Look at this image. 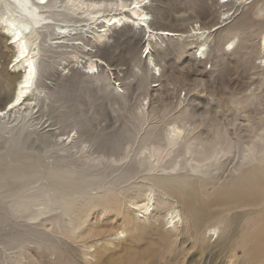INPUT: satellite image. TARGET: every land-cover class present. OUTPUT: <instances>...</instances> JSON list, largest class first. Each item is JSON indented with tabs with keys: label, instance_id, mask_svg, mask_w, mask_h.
I'll use <instances>...</instances> for the list:
<instances>
[{
	"label": "bare ground",
	"instance_id": "bare-ground-1",
	"mask_svg": "<svg viewBox=\"0 0 264 264\" xmlns=\"http://www.w3.org/2000/svg\"><path fill=\"white\" fill-rule=\"evenodd\" d=\"M190 1L188 20L171 19L153 0H0V129L35 116L42 101H61L67 86L46 79L51 55L66 43L96 68L97 77L73 78L120 102L133 126L93 133L79 112L64 113L57 128L39 121L54 181L11 201L23 231L15 238L42 237L15 254L17 264H184L200 256L232 264L237 251L264 264V0ZM119 47L137 69L127 83L109 67ZM229 66L236 77H225ZM180 73L194 78L182 98L162 86ZM109 76L121 94L108 91ZM221 85L223 98L203 88ZM133 88L141 99H128ZM228 110L235 119H225ZM89 141L100 156L77 162L70 152Z\"/></svg>",
	"mask_w": 264,
	"mask_h": 264
},
{
	"label": "rangeland",
	"instance_id": "rangeland-1",
	"mask_svg": "<svg viewBox=\"0 0 264 264\" xmlns=\"http://www.w3.org/2000/svg\"><path fill=\"white\" fill-rule=\"evenodd\" d=\"M150 1H152V0H150ZM153 1H154L153 2L154 4L152 2L151 3L154 6L161 8L163 10L164 14L169 16L171 19L184 18V19L189 20V18L191 17V14H193V11L191 10V5H190L193 2L190 0H153ZM218 1H220L222 4L225 3L224 0H218ZM231 1H233V4H234L235 0H230L229 2H227L229 4H226V5H230ZM251 1H253V0H246V3L251 2ZM146 2H148V0H146ZM242 2H244V0H242ZM149 6H150V4H149ZM228 9H230V7H225V8L219 9L218 16L223 18L222 14H224V12ZM231 11H233V10L231 9ZM152 17H153L152 14H150L149 19H151ZM151 20H152V23H154L153 18ZM174 25H175L174 22H171L168 24L162 23V25H160V27H162V28H173ZM156 26H159V25H156ZM102 41L104 42L105 39L101 40L98 44H102ZM230 42H232V41H230ZM230 42H229V44L227 43L226 45H223V47H222L223 49L226 50L227 54L231 53L232 48H230V47L236 46V41H233L232 45L230 44ZM66 45H64V47H62L60 49L55 50L56 53L51 55V59H50L51 70H50V73L48 75L49 80L46 79V81L51 82L52 84L54 83L55 85H61L63 87L67 86V87H65V88H67L66 91H64V93L62 92L63 96H62L61 101L60 100H56V101L55 100H52V101L48 100V101H46V103H45V101L44 102L42 101L43 103L41 102L40 107H39V111L35 114L36 117L35 116H33L31 118L27 117V119H24V120H22L21 117H19L18 121L2 125V127L0 129V181H1L0 182V212H1L0 213V215H1V217H0V264H17L18 252H24V251H26V248L33 247V244L40 241V239L42 238L39 235H34L33 237L27 236V239L25 240V234H24L23 240H18L17 238H15L16 234L18 233L17 235H19L20 231H22L21 230L22 224L19 223L20 219L16 218V216H14L10 211V206L12 205L11 201H13L12 200L13 198L14 199L17 198L18 193H21L23 190L29 191L31 193L32 192L31 190H33L32 189L33 186H34V188H39L41 184H46L47 187H49L50 183H52L54 181L53 177L48 178V175H47V170L49 169V166H48L49 162H46L48 160L46 159L47 155L45 154L47 150L44 149L41 140L38 141V136H41V134H37L35 132V131H37V132L40 131L39 129L34 128V127H37V124H40L39 121H42V120L46 121L47 119H49L51 124L54 126L53 128H57L58 127L57 125L60 124L61 118H63L65 116L64 113H68V114L74 113V115H76L79 112V113H81V114H79V116H81V117L78 118V121H80V119H82V121L84 122L87 119L89 122V127H90L89 129L93 133H96V132L98 133V131H100V130H105V133H108V132L111 133L112 132L111 130H112L114 125L116 126V128L122 129V130L124 128L133 129V126H131V124H130V119L128 117L124 116V114H123L124 113L122 110L123 105H121L120 102L119 103H115V102L112 103L111 101L102 98V93L100 92L99 89L96 88V86H90L89 88H85L84 84H82V80L77 81V80H79L77 78L79 76L83 75L85 72H88L90 74V75L89 74L88 75L93 77V78L97 77V75L94 74V73H96V68L92 69L89 67L88 58L86 56H84L79 49L78 50L72 49L71 46L68 45V43H66ZM113 55H114V62H111V64H109V67L111 69H113L115 72H117L118 76L125 78V83H127L128 81H131L133 79L132 72L137 71V69L133 68V60L131 58H129L126 55L125 50L123 48H120V47L114 51ZM197 55L199 56L198 53H197ZM138 56L142 57V58L145 57V55L142 53H139ZM255 63L259 64L260 60L256 59ZM211 65H212V62L206 63L205 69L209 70L211 68ZM67 67H68V70H67ZM71 67L74 69L73 72H71L69 70V68H71ZM62 69H64L65 71ZM61 70L64 71V73H61L62 72ZM236 70L237 69L235 66L227 67L226 72H225V77H227V78L228 77L229 78L236 77V75H237ZM66 72H67V74H66ZM123 72L125 73V75H122ZM76 73H78L77 74V75H79L78 77H77ZM153 73L155 74V77L158 76V72L156 71V69L154 70ZM182 73L173 74L170 77V83H164L163 82V84H162V86L164 84L165 85L167 84V88L170 91L175 90V89L177 91H180L181 92V96H180L181 98L183 97V94L185 93L184 89L187 88L186 86L184 87V85L190 86L192 84L193 79H194L192 76L186 75L185 73L182 74ZM238 75H241V74L238 73ZM60 76L64 80H67L68 78L72 79L74 76H76L77 78H73L76 81H73L72 83L69 82L71 84L67 85L66 83H63V82L61 83L59 81ZM247 77H248L247 75L241 76L240 79L243 81H245V80L247 81L248 80ZM112 78H113L112 76H109L108 84L111 86V91H110V87H108V91L110 93L113 92V94H114V88H115V93L121 94V88L118 87V84L120 83V81H113ZM253 80L255 81L254 78H253ZM91 82H93V81L91 80ZM154 84H155L154 86L158 85L156 83H154ZM216 87H218L219 89ZM216 87H208V86L205 87L204 86L203 88H204L206 94H212L216 98L220 97L222 94H225V91H224L225 86L221 85L220 87L219 86H216ZM253 87H255V86L252 85L251 88H253ZM119 91H120V93H119ZM57 92H58V90H57ZM130 94H131V96L128 99H132V97H136V99H141L140 93L137 90H135L134 88L130 91ZM217 94H218V96H217ZM223 97H224V95H223ZM111 110H113L115 112L113 113ZM138 110L139 109H137V111ZM227 112H228L227 114H225L226 112H224L225 116L227 115L225 119H227L228 121L235 119L236 114L234 112L229 113V110ZM117 116H118V118H117L116 123H115V118ZM38 118H39V120H38ZM69 121H72V120H69ZM82 121H80V122H82ZM28 122H29V124H28ZM84 123H86V122H84ZM31 125H33V126H31ZM91 128H93V129H91ZM20 129H22L24 131L19 136L20 138H18L16 134H18L17 130H20ZM68 131H69V129L67 130V132ZM57 133L59 134V131ZM64 134L65 133L62 134V132L60 133V135L65 137ZM71 134H73V133L71 132L70 136H72ZM35 136H36V138H35ZM16 140H18V141H16ZM17 145H19V146H17ZM15 147H17V148H15ZM24 147H26V148H24ZM133 149H135V148H133ZM81 150H83V151H81ZM95 150H96V147L93 145V143L91 141H89V142H86L85 144H81L79 146V148L73 149L70 153L73 156H75L76 159L79 160V161L78 160H76V161L80 163V161H84V160H90L91 161V160H95L97 157H99L100 154H95V152H94ZM17 152H18V154H17ZM22 152H24V153H22ZM21 154H22V156H21ZM67 154H69V153H67ZM67 154L63 153L61 155L68 157ZM230 156H232V155H230ZM107 158H109V157H107ZM27 160H28V162H27ZM64 162H66V161H64ZM24 168H26V169H24ZM30 168H32V169H30ZM25 170H26V172H25ZM24 173H26V174H24ZM28 174H29V176H28ZM37 174H39V175L37 176ZM127 174H128V172H127ZM132 175H133V173L130 174V176H132ZM140 175L141 174H139V176ZM136 179L138 181H141V178H136ZM12 180H13V182H12ZM23 182H24V184H23ZM34 182H35V184H34ZM63 182L65 183L66 181H63ZM15 186H18V187H15ZM28 189H30V190H28ZM18 225H19V227H18ZM40 230L42 232H45V233L49 232V231L46 232L45 230L43 231L42 229H40ZM220 233H221V231H217V234L212 238L211 241L214 242ZM13 242H14V244H13ZM18 243H20V244H18ZM21 247H23L24 249ZM15 254H17V255H15ZM15 256H17V258ZM13 259L14 260L16 259V261H14ZM231 263L232 264H260V263H253L248 258L244 257L240 251L236 252L235 258H233L231 260ZM184 264H206V263H204L202 261V256H200L197 259L189 260L188 262H185ZM207 264H228V263H227V260L225 258H213Z\"/></svg>",
	"mask_w": 264,
	"mask_h": 264
},
{
	"label": "built area",
	"instance_id": "built-area-1",
	"mask_svg": "<svg viewBox=\"0 0 264 264\" xmlns=\"http://www.w3.org/2000/svg\"><path fill=\"white\" fill-rule=\"evenodd\" d=\"M230 0H226L225 3L229 2Z\"/></svg>",
	"mask_w": 264,
	"mask_h": 264
}]
</instances>
